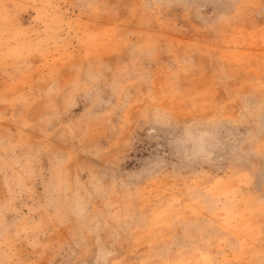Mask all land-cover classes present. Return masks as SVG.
Instances as JSON below:
<instances>
[{
	"label": "rangeland",
	"instance_id": "rangeland-1",
	"mask_svg": "<svg viewBox=\"0 0 264 264\" xmlns=\"http://www.w3.org/2000/svg\"><path fill=\"white\" fill-rule=\"evenodd\" d=\"M0 264H264V0H0Z\"/></svg>",
	"mask_w": 264,
	"mask_h": 264
}]
</instances>
